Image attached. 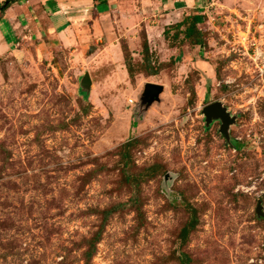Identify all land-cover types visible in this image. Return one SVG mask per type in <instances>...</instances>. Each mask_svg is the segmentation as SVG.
<instances>
[{"label":"rangeland","instance_id":"rangeland-1","mask_svg":"<svg viewBox=\"0 0 264 264\" xmlns=\"http://www.w3.org/2000/svg\"><path fill=\"white\" fill-rule=\"evenodd\" d=\"M199 3L0 55V264H264V0Z\"/></svg>","mask_w":264,"mask_h":264},{"label":"crops","instance_id":"crops-1","mask_svg":"<svg viewBox=\"0 0 264 264\" xmlns=\"http://www.w3.org/2000/svg\"><path fill=\"white\" fill-rule=\"evenodd\" d=\"M16 4L0 14V55L17 53L25 45L35 43L45 48L49 42L52 48L73 46L80 40L89 41L94 35L102 34V25L111 23V15L121 18L125 27L141 23L145 14L160 10L168 12L160 21L172 19L173 14L182 15V20L198 11L200 0H17ZM150 6V8H149ZM172 8V9H171ZM149 9L150 11H144ZM147 12V13H146ZM156 12V13H154ZM152 13V12H151ZM114 17V16H113ZM109 18L108 21H106ZM159 22V21H158ZM102 24V25H100ZM25 49V48H24Z\"/></svg>","mask_w":264,"mask_h":264},{"label":"water","instance_id":"water-1","mask_svg":"<svg viewBox=\"0 0 264 264\" xmlns=\"http://www.w3.org/2000/svg\"><path fill=\"white\" fill-rule=\"evenodd\" d=\"M163 91V88L157 85H148L147 86V95L149 99L154 101L155 98H158L160 93ZM205 117L210 120L213 117L219 118L222 121V132L227 135L228 127L234 123V119L230 118L227 110L222 107L220 103H214L207 106L203 110ZM257 214L262 215V207L259 205L257 208Z\"/></svg>","mask_w":264,"mask_h":264},{"label":"trees","instance_id":"trees-1","mask_svg":"<svg viewBox=\"0 0 264 264\" xmlns=\"http://www.w3.org/2000/svg\"><path fill=\"white\" fill-rule=\"evenodd\" d=\"M95 1H101V0H95ZM5 3L3 4L2 8H1V13L3 14L12 4L11 0H5ZM198 23V19L196 17V15H190L185 17L182 22H180L178 25H176V28H180L183 25L188 24V26L186 27L185 31H184V36L186 40H194L196 41V45H202L201 43V38H200V31L197 29V24ZM99 240V238L97 237L95 242H97ZM89 257V255H87ZM187 258V257H186Z\"/></svg>","mask_w":264,"mask_h":264}]
</instances>
